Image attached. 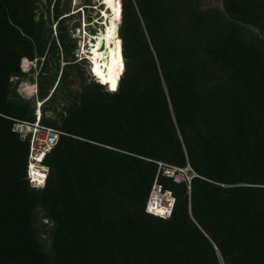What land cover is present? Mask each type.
Returning <instances> with one entry per match:
<instances>
[{
    "label": "trees",
    "instance_id": "1",
    "mask_svg": "<svg viewBox=\"0 0 264 264\" xmlns=\"http://www.w3.org/2000/svg\"><path fill=\"white\" fill-rule=\"evenodd\" d=\"M50 1L0 0V264H264L256 0L239 19L192 0H113L118 38L102 84L64 23L78 25L81 7L89 19L90 0L72 13ZM36 102L39 122L61 131L41 187L12 130V118L34 120ZM157 161L195 173L187 186L158 171L168 217L145 210Z\"/></svg>",
    "mask_w": 264,
    "mask_h": 264
},
{
    "label": "built area",
    "instance_id": "2",
    "mask_svg": "<svg viewBox=\"0 0 264 264\" xmlns=\"http://www.w3.org/2000/svg\"><path fill=\"white\" fill-rule=\"evenodd\" d=\"M77 10L81 12V21H83V25L93 22L85 18L83 7ZM70 12H74V10L71 9ZM94 16L95 15L92 16V20L96 21L97 19ZM79 20L80 18H78V21ZM71 39L73 38L71 37ZM34 92L35 86L33 89V93ZM38 106L39 102H37L35 118L32 121L12 118V130L17 132L21 139L27 141L26 178L35 187H41L45 182L47 167L42 164L41 161L56 143L57 137L59 133H61L60 130L43 125L39 122ZM156 163L157 171L149 187L148 195L145 200V210L151 214L168 217L173 203V196L168 189H162L161 184L156 180L158 171L162 175L170 177L175 182H184L187 186L190 178L194 176L195 173L188 164L180 167L161 161H157Z\"/></svg>",
    "mask_w": 264,
    "mask_h": 264
},
{
    "label": "rangeland",
    "instance_id": "3",
    "mask_svg": "<svg viewBox=\"0 0 264 264\" xmlns=\"http://www.w3.org/2000/svg\"><path fill=\"white\" fill-rule=\"evenodd\" d=\"M79 1L80 0H68V10H71L74 6L78 5V2ZM91 1H93V0H91ZM50 2H52V0ZM59 2L61 3L62 0H60ZM102 8H103V10H105L104 9V6ZM98 14H100V13H98ZM88 15H89L88 16L89 20H91L93 22L92 23H89L88 22L89 24H87V25H83V21H81L82 20L81 19V17H82L81 12H79V18H80V20L78 21L79 22L78 25H76V24L73 23V21L75 19L74 18L72 19V17L66 18L64 20V23H67L66 24V28L68 30V35H70L73 38V40H71V39H69V40L72 43H76L75 47L73 46V48H72L73 55L74 56L77 55V58H80V57L81 58L82 57L85 58L86 62H83L82 65L85 68L86 72H89V74H91L90 71H89L90 70L89 65H90V61L91 60L88 59V58H90V55L88 53V48H87V46H88L87 41L89 39L88 34L92 32V33H94V36L97 37L98 34L103 31V29H104V27L106 25V23H105L106 20H104V17L101 18V19H97L96 21L92 20V16L93 15H97L96 14V10H88ZM98 16L99 15H97V17ZM117 21L119 22V11H118V20ZM76 26H78V28ZM51 29H52V34L54 35L55 34V31H54V22L51 23ZM117 38H118V36H116V39ZM82 45L85 46L84 47L85 48V51H83V49H82L83 46ZM100 48L101 49L103 48L101 52H103V50H106L105 44L102 43V45H101ZM103 57L105 58L106 55L104 54ZM26 63L27 62L24 61L22 65L25 66ZM32 84H29V80H28L27 77H23L22 80L19 83V86L17 87L18 93L20 95H23V96H26V97H28L29 95L33 94L34 84L33 85ZM36 108H37V102L35 103V111H36Z\"/></svg>",
    "mask_w": 264,
    "mask_h": 264
},
{
    "label": "bare ground",
    "instance_id": "4",
    "mask_svg": "<svg viewBox=\"0 0 264 264\" xmlns=\"http://www.w3.org/2000/svg\"><path fill=\"white\" fill-rule=\"evenodd\" d=\"M104 4L103 16L106 20V25L102 32L98 34L96 40L93 44V47L90 49V73L95 77L102 76L108 65H110V60L113 58L114 50V38L117 36V19L114 11V2L113 0H101ZM72 13V12H71ZM78 28V26H76ZM100 43L105 44L106 50L103 52L96 50ZM85 46L83 45L82 49L85 51ZM104 54L106 57L104 58ZM102 60V61H101ZM100 61V62H99ZM159 209V208H158Z\"/></svg>",
    "mask_w": 264,
    "mask_h": 264
},
{
    "label": "flooded vegetation",
    "instance_id": "5",
    "mask_svg": "<svg viewBox=\"0 0 264 264\" xmlns=\"http://www.w3.org/2000/svg\"><path fill=\"white\" fill-rule=\"evenodd\" d=\"M197 3V8L202 10L206 7L216 8L224 14H230L233 18L239 19L244 15L245 0H192ZM257 7L253 9L251 15L256 18L257 24L248 23V25H264V0H256ZM104 4L101 0H93L89 2L88 7L90 10H96L94 17L96 19H101L103 16ZM105 13L107 9H105ZM100 13V14H98ZM118 18V17H117ZM121 24V21H120ZM118 25V21L117 24Z\"/></svg>",
    "mask_w": 264,
    "mask_h": 264
},
{
    "label": "snow or ice",
    "instance_id": "6",
    "mask_svg": "<svg viewBox=\"0 0 264 264\" xmlns=\"http://www.w3.org/2000/svg\"><path fill=\"white\" fill-rule=\"evenodd\" d=\"M115 87V85H113V88Z\"/></svg>",
    "mask_w": 264,
    "mask_h": 264
},
{
    "label": "clouds",
    "instance_id": "7",
    "mask_svg": "<svg viewBox=\"0 0 264 264\" xmlns=\"http://www.w3.org/2000/svg\"><path fill=\"white\" fill-rule=\"evenodd\" d=\"M91 75H93V74L91 73Z\"/></svg>",
    "mask_w": 264,
    "mask_h": 264
}]
</instances>
